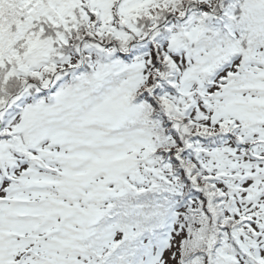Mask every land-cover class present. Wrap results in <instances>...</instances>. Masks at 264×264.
<instances>
[{
	"label": "snow or ice",
	"instance_id": "6c2138e0",
	"mask_svg": "<svg viewBox=\"0 0 264 264\" xmlns=\"http://www.w3.org/2000/svg\"><path fill=\"white\" fill-rule=\"evenodd\" d=\"M0 264H264V0H0Z\"/></svg>",
	"mask_w": 264,
	"mask_h": 264
}]
</instances>
